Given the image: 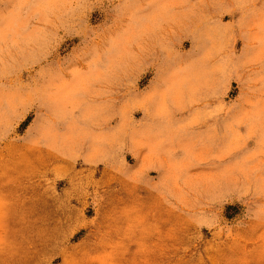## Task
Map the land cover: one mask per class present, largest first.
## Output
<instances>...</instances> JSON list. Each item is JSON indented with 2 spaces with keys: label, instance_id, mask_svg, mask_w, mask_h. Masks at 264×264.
<instances>
[{
  "label": "rangeland",
  "instance_id": "obj_1",
  "mask_svg": "<svg viewBox=\"0 0 264 264\" xmlns=\"http://www.w3.org/2000/svg\"><path fill=\"white\" fill-rule=\"evenodd\" d=\"M0 264H264V0H0Z\"/></svg>",
  "mask_w": 264,
  "mask_h": 264
}]
</instances>
